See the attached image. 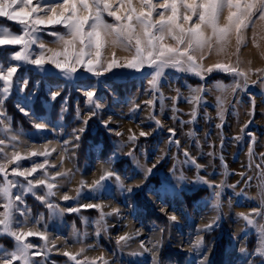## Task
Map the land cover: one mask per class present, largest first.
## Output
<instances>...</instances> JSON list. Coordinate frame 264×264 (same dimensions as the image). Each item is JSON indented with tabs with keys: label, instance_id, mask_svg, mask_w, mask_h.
<instances>
[{
	"label": "rangeland",
	"instance_id": "1",
	"mask_svg": "<svg viewBox=\"0 0 264 264\" xmlns=\"http://www.w3.org/2000/svg\"><path fill=\"white\" fill-rule=\"evenodd\" d=\"M254 22L255 30L259 31L261 22L256 18ZM0 23L19 30V26L4 21L3 18H0ZM50 30L53 29L46 31ZM252 34L253 27H250L246 33L249 39L241 48V56L244 60H252L253 68H264V60L252 45ZM42 39L48 47H57L52 42L53 37L43 35ZM234 47L235 41L229 51L234 50ZM113 50L109 48V54ZM261 50H264V42H261ZM12 51L14 49L11 47L0 49V62H10L8 57ZM116 51L118 56L125 55L122 51ZM221 59L225 57L213 54L204 63L207 66ZM45 69L46 72L40 71L33 65H24L18 69L17 76L22 81L27 80L28 84L27 87H24L23 83L14 85L12 94L4 103V109L11 117L13 127L23 131V140L27 145L39 146L51 141L49 147H56L57 152L53 153L50 160L58 168L61 166L59 156L61 146L64 141H71L68 145V158L64 159L62 169H71L74 177L70 183L62 182L63 187L58 190V195L54 198L62 208L77 207L78 204L102 203L106 205L105 211H111L112 208L120 210L119 216L106 218L107 231L97 236L95 224L85 226L81 223V216L95 220L99 215L95 209H81L79 214L65 212L62 217H50L48 209L35 197L25 196L27 206L32 209V215L44 216L43 222L35 227L43 230L46 226L49 241H55L59 249V253L57 249H53L48 255L46 264H51L52 261L56 264H71L62 255L66 240L67 250L76 252L81 247L91 245L85 255L90 258L103 255L108 259L109 264H146L147 262L150 264L151 253L140 256H132L129 253L141 251L139 248L141 241L150 247L148 241L159 240L161 241L159 255L161 256L162 249L165 248L166 256L169 257V261H165V264H183L187 257L185 253L181 254L184 259L170 257L171 252L172 254L176 252L169 246V231L172 229L175 233L173 241L176 244L183 246L200 235L205 246L212 243L216 249L221 240L225 242L226 238H229V234L223 232V224L227 218L230 222L227 221L226 224H233L234 227L243 224L247 245L255 243L256 231L247 227L245 222L238 218V214H247L258 207V186L261 182L260 174L264 171V165L261 168L256 167L257 164H261L259 154L264 152V83H261L256 76L252 79L257 80V83L249 84L247 91L238 90L235 94L232 92L226 94L229 102L225 104L226 111L221 120L217 116L216 107V97L220 93L215 90L214 83L217 80L231 83L232 79L223 73L213 72L206 80H200L192 75L166 70V78L162 80L160 89L163 94L161 100L160 93H156L154 99L150 89L148 82L150 77L146 75L151 71L150 69H144L143 73L116 69L100 77L81 70L73 79H65L51 65H45ZM201 85L208 89L207 94L204 102L198 107L196 119L192 123H187L192 120L190 113L193 108L186 99L190 95L189 89ZM19 88H23V91ZM92 89L95 90L96 97L103 106L97 110V115L92 116L88 124L84 125L83 120L89 117L94 107L86 103L84 92ZM56 91H59V95L53 100L51 93ZM250 96L256 97L255 113L252 117L248 115L251 108ZM173 98H176L175 101ZM150 99H154L153 106L145 103ZM21 107L26 111L31 110L36 116L44 117L49 124L48 130L37 132L32 123L35 117L25 116L20 111ZM78 111L80 119H77ZM250 118L252 123L244 133H241L240 129ZM156 120L161 122V126L156 125ZM106 121L109 122L107 127H105ZM81 127L84 131L79 133L80 139L77 141L73 137V130ZM129 129L138 136L134 145L128 142ZM169 129L175 130V136L170 134ZM141 130L150 135L139 137ZM117 132L122 135L117 136ZM248 132L254 133L256 138L251 160L248 156L251 140L247 135ZM237 136L241 138L235 139ZM171 140H178L179 147L170 143ZM74 145L78 147H73ZM133 149L135 160L133 156L127 154ZM185 150L197 164L203 167L198 170L185 157ZM112 157H114L113 163L105 166L113 168L125 178L126 186L133 189L131 193L122 191L114 182H109L107 190L99 194L84 189L78 202L61 199L65 193L75 197L74 189L79 186L80 180L91 183L93 179H97L102 163ZM40 159L42 158H37ZM136 160L148 167L159 160L153 175L146 181L143 180V172L136 167ZM23 164L28 166L29 161H24ZM181 175L186 179L179 180L178 177ZM198 175L213 184H220L222 181L225 184L221 197V218L218 226H214L210 231H198L217 215L210 205L205 206V202L211 197L212 189L207 185L195 183ZM194 194L197 195L195 199L185 200V197L191 198ZM173 214L178 217L175 223L168 220V216ZM29 223L31 224V221ZM73 225L82 232H87V236L79 243L73 236ZM160 229L164 231L160 232ZM137 231L139 235L129 241L127 247L117 245L119 236ZM0 239L11 243V248H6L3 244H0V248L12 249L11 238L0 236ZM29 239L37 245L43 243L38 237ZM143 256L148 258L146 263L141 261ZM137 260L138 262L135 263ZM254 260H257V263H254ZM252 262L260 264L261 260L253 257Z\"/></svg>",
	"mask_w": 264,
	"mask_h": 264
},
{
	"label": "snow or ice",
	"instance_id": "2",
	"mask_svg": "<svg viewBox=\"0 0 264 264\" xmlns=\"http://www.w3.org/2000/svg\"><path fill=\"white\" fill-rule=\"evenodd\" d=\"M0 18L19 26L14 30L11 26L0 23V49L11 47L8 60L0 62V236H8L13 241L11 250L0 248V264H46L48 255L57 249L55 241H49L47 228L37 229L35 226L43 222V214L34 217L25 201V196L31 195L43 204L49 212L50 217L63 216L67 213L81 212V209H95L98 217L90 220L87 216H81V223L85 226L95 224L96 235L107 231V217L119 216L120 210L112 208L105 211L106 205L102 203L78 204L77 207L62 208L55 201L58 190L63 183H70L74 177L71 169H62L64 159L68 158V145L71 141H64L59 153L61 166L52 163L50 158L57 152L56 147H49L51 141L42 145H27L23 140L24 133L21 129L13 127L11 117L4 109V103L12 94L14 85L23 83L27 87L28 81L21 80L17 76L18 69L24 65H33L40 71H47L45 65H51L58 70L65 79H73L82 70L93 76L100 77L112 73L116 69H127L137 73H143L144 69H150L146 75L149 78V86L154 95L160 93L162 80L166 78V70L192 75L200 80H206L213 72L223 73L231 77V83L217 80L214 88L220 93L216 97L217 116L223 120L226 111V94H235L238 90L247 91L249 84H256V76L261 83H264V68H253L252 60H244L241 56V48L246 45L248 37L247 30L253 27L251 42L259 56L264 60V50H261V42H264V0H0ZM108 18H111L110 20ZM254 18L261 22L259 31L255 30ZM59 26V29H57ZM48 29H53L46 31ZM62 29V30H60ZM43 35L54 38L52 41L57 45L51 48L42 39ZM233 41H235L234 50ZM114 49L109 54L108 49ZM38 49V51L36 50ZM125 53L118 56L117 51ZM225 59L217 60L214 64L205 65L204 61L211 55ZM235 57V59H233ZM15 62V63H11ZM23 91V88H19ZM208 89L204 86L190 88V95L187 102L193 105L190 113L192 123L197 116L199 105L204 102ZM59 91L52 92V99L55 100ZM89 106H94L89 117L83 120L87 125L92 116L97 115V110L102 108L99 98L96 97L94 89L84 92ZM154 99L145 101L149 106L154 105ZM176 98H173L175 101ZM251 108L249 117L254 116L256 97H249ZM175 110V109H174ZM20 111L25 116L35 117L33 127L37 132L47 131L48 122L42 116H36L31 110ZM77 119H80L79 111ZM105 122V127L108 125ZM156 125L161 126L159 120ZM250 118L240 129L244 133L249 124ZM221 127V125H217ZM84 128L73 130L75 140L80 139L79 133ZM172 136L175 130L169 129ZM128 142L135 144L138 136L129 129ZM117 136L122 133L117 132ZM150 133L141 130L139 137H147ZM194 135V133H189ZM251 138L248 148V156L251 160L254 152L255 134L248 132ZM237 136L235 139L239 140ZM170 143L179 147L178 140H171ZM73 147H78L74 145ZM43 149V150H40ZM134 157V149L127 153ZM185 157L199 170L203 166L196 163L188 151H184ZM211 155V153H210ZM261 164L264 165V152H261ZM37 158H42L37 160ZM24 161H29L25 166ZM114 157L104 161L101 166L100 175L91 183L80 180L79 186L74 189L76 196L63 194V201L77 200L87 189L90 193L99 194L107 190L109 182L122 191L131 193L132 187L125 184L122 178L110 165ZM136 167L143 172V180L153 175L159 160L148 167L135 161ZM226 167V166H225ZM56 169L55 171H52ZM259 184V204L251 212L239 213L238 218L243 220L247 227L253 228L258 237V246L254 254L264 260V171L261 172ZM183 181V175L178 177ZM195 183L207 185L212 189L209 201L205 206L210 205L217 213L212 221L198 231H210L218 226L222 208V193L225 187L224 182L213 184L202 176H197ZM139 187V185H137ZM233 188L235 186H232ZM23 217V219H20ZM259 219H256V218ZM171 223H175L178 217L173 214L168 216ZM31 221V224L29 223ZM160 229V232H163ZM139 235V232L125 233L117 238V245L127 247ZM73 236L79 243L87 236L86 231H81L73 225ZM38 237L42 244H35L29 238ZM141 241V251L129 253L132 256H140L144 253H151L150 264H161L158 251L161 241ZM204 244L203 237L197 235L192 242V249H200ZM88 247H81L78 251L72 252L68 249V242L65 241L62 255L71 264H109L108 259L101 255L99 257H88L85 253ZM246 250L241 248V252ZM59 253V249H57ZM39 258V259H37ZM51 264H56L52 261ZM204 264V261H201Z\"/></svg>",
	"mask_w": 264,
	"mask_h": 264
},
{
	"label": "crops",
	"instance_id": "3",
	"mask_svg": "<svg viewBox=\"0 0 264 264\" xmlns=\"http://www.w3.org/2000/svg\"><path fill=\"white\" fill-rule=\"evenodd\" d=\"M233 219H231L232 221ZM229 221V218L225 219V222L223 224L224 226V234H229V238L225 240L224 242V252H223V264H253L252 259L253 257H258L254 254L255 249L258 246V237L257 234L255 235V243L253 244V248L251 252L247 249V241L246 237L244 236V230H243V224H237L235 227L233 224H226ZM175 233L172 231H169V246L172 251L176 252L177 254H186V259L184 260L183 264H201V261H204V264H212L215 246L214 244L210 243V245L203 246L200 249H192V242L185 243L182 246V244H176V242L173 241V236ZM241 248H244L246 251L244 253L241 252ZM161 247L158 251V257L160 256ZM142 262L146 263V257L143 256ZM261 262L260 264H264V260H262L260 257H258ZM121 262V261H120ZM135 261V263H137ZM148 263V262H147ZM146 263V264H147Z\"/></svg>",
	"mask_w": 264,
	"mask_h": 264
},
{
	"label": "trees",
	"instance_id": "4",
	"mask_svg": "<svg viewBox=\"0 0 264 264\" xmlns=\"http://www.w3.org/2000/svg\"><path fill=\"white\" fill-rule=\"evenodd\" d=\"M196 197H197V195L194 194L191 198L185 197V200L189 201L191 199H195ZM0 244H3V246L6 248H11V243H9V241H7V240L0 239ZM253 244H254V242L249 243L247 245V249L249 252H251V250L253 248ZM223 252H224V240L223 241L221 240V242L217 245V247L215 249L212 264H223ZM166 253H167V251H165V248H163L162 254L160 256L161 257V260H160L161 264H165V261H169V257L167 258ZM170 257L184 259L183 255L177 254V253L172 254V252H171ZM254 263H257V260H254Z\"/></svg>",
	"mask_w": 264,
	"mask_h": 264
},
{
	"label": "bare ground",
	"instance_id": "5",
	"mask_svg": "<svg viewBox=\"0 0 264 264\" xmlns=\"http://www.w3.org/2000/svg\"><path fill=\"white\" fill-rule=\"evenodd\" d=\"M246 56V55H245ZM247 57V56H246Z\"/></svg>",
	"mask_w": 264,
	"mask_h": 264
}]
</instances>
